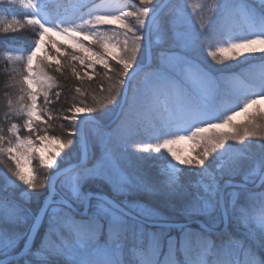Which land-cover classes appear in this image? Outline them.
<instances>
[{
    "label": "snow or ice",
    "instance_id": "1",
    "mask_svg": "<svg viewBox=\"0 0 264 264\" xmlns=\"http://www.w3.org/2000/svg\"><path fill=\"white\" fill-rule=\"evenodd\" d=\"M18 2L32 12L26 14L23 21L14 16L8 19L4 15L8 12L7 6L17 3V0H0V33H16L25 24L38 29L36 35L39 38L35 39L34 46L27 50L26 56L19 57L23 63L19 80L23 95L16 111L23 113V128L28 134L20 135L16 123L8 128L11 134L8 137L0 129V156H6L13 162L14 167L9 165V171L26 186V190L36 191L44 187V180L37 174L33 161L38 160L41 167L49 169L58 167L57 159L64 149L73 145L76 137L85 139L84 126L95 122L93 114L98 109L109 111L110 106L119 109L120 123L116 129L115 147L126 149L128 132L127 129L121 131L123 125L128 123L131 127L138 123L129 120L130 114L134 110L148 108L159 113L160 119L175 128V139H165L160 147L166 148L179 165L199 167L202 172L207 169L205 162L209 157H226V171L234 176L240 170V154L234 152L233 144L228 142L243 145L254 138L264 141V113L259 111L243 124L233 123L235 116L241 114L234 109L231 116L224 115L221 123H212L213 119H219L223 114L224 104L233 99L237 106L242 104L241 111L246 112L257 103V99L264 98V55L259 57L258 83L250 87L240 82L231 89L221 88L219 79L213 76L211 69L202 67L197 59L199 41L210 30L221 44L215 51L208 52L214 61L218 59L217 53H228L232 59L243 56L245 60L255 58L258 52L264 53V2L256 7L247 3L242 5L239 0H215L209 5L208 19L205 21L201 17L198 21L201 32H176V42L171 46L173 50L160 51L156 56V67L151 64L150 40L153 31L162 30L156 0H138V4L130 8L121 5L118 0L93 4L87 13L88 19H84L83 15H58L56 19L59 23L49 18L44 0ZM237 15L241 18L242 27L233 21ZM76 19L82 20V23L77 24ZM61 24L65 26L61 27ZM103 25L114 26L110 35L99 31ZM55 30L73 42V49H78H65L62 54L64 60L69 62L67 67L78 80L87 77L91 81L93 76L87 71H83L81 76L82 70L78 71L72 61H79L89 69L102 65L103 77L112 81L107 87L108 95L96 104L83 101L79 106L73 104L70 109L73 114L65 117L70 121V130L63 138L49 135L47 127L42 128V122L38 123L42 116L48 115L47 106L52 103L50 90L59 87L56 77L49 75L47 70L52 69L60 74L64 71L59 59L53 65L37 57L45 34ZM80 36L83 39H78ZM90 39L102 50L84 44L85 40ZM52 45L56 49L53 55L60 53L57 42L53 40ZM144 56L149 58V63L143 62ZM34 59L37 60L35 69L31 66ZM142 73L143 80L138 84L137 77ZM181 75L184 80L179 79ZM185 80L192 84L191 88L183 86ZM33 85L36 86L35 91L32 90ZM76 92L87 97V93L79 87ZM55 95L58 97L60 93ZM40 96L43 97V106L38 104ZM8 104L6 117L13 113L12 101ZM48 118L51 119L50 116ZM202 123L207 127H200ZM221 128L228 130L215 131ZM180 131H186L189 135H179ZM186 138L197 143L199 149H193L190 157L182 159L168 146L175 140ZM102 145L101 155L95 160L88 158L85 145V151L71 175L59 181L62 195L56 191V176L46 177L47 204L41 206L40 212L49 216L48 234L55 235L58 243L42 241L41 253L46 259L41 264H206L205 257L209 254L217 257L214 264H264V190L257 194L244 185H234L242 190L228 193L232 198V215L234 221L243 220L245 232L242 240L229 238L225 242V237H230L225 188L233 182L225 180L220 183L223 171L204 186L202 194L197 193L193 197L194 203L185 213L188 221L175 223L150 209L133 211L135 206L126 203L122 206L92 191L90 186L101 182L110 184L117 193L145 188L142 182H134L121 170L118 160L123 154L118 156L115 148L103 142ZM260 147L264 149V143ZM60 175L57 173V176ZM259 180L260 188L264 189V155L260 161ZM162 191L170 197L184 196L175 182L165 185ZM214 209L220 210V217L210 214ZM200 216L206 219L200 222ZM0 219L14 221L23 220V217L19 215L18 207L5 197L0 198ZM193 223L199 225V231L193 229ZM173 230L178 231L179 235H172ZM213 235L221 242L215 253L212 252ZM28 236H31V231ZM102 237L106 239L102 240ZM17 240L18 237L0 232V264H21V260L23 264H33L32 260L13 254ZM27 243L26 240V247ZM178 251L183 255L182 261L176 259Z\"/></svg>",
    "mask_w": 264,
    "mask_h": 264
},
{
    "label": "rangeland",
    "instance_id": "2",
    "mask_svg": "<svg viewBox=\"0 0 264 264\" xmlns=\"http://www.w3.org/2000/svg\"><path fill=\"white\" fill-rule=\"evenodd\" d=\"M45 4L47 5L46 7V12L48 13V16L50 19H53L56 23H59V20L56 19V17L58 15H66V16H70V17H80L81 15H83L84 19H88V11L89 8L93 5V4H105L110 2V0H44ZM119 2V0H118ZM160 1L156 0L157 5L159 4ZM215 0H173L171 4L168 5V7L164 10H162L160 13H163L162 19H168V24L167 27L163 25V22L159 21V24L161 25V31L160 34L161 36L158 37V34L156 31H153L151 36H150V40L152 42V65L153 67L157 66V60H156V56L160 51H169V50H173L172 49V45L176 42V32H183L186 34L189 33H199L201 32V25L198 22L200 20L201 17H203L205 19V21L208 19L209 14H210V10H209V5H211L212 3H214ZM239 2L243 5L244 3H247L249 5H255L256 7L261 6L262 2H264V0H239ZM120 3V2H119ZM17 4L18 5H22L18 2L17 0ZM121 5H125L120 3ZM8 7V12L4 15H7L9 19H11L13 16L16 18H19L20 16H22V18L24 19L26 14H30L32 12L31 9H27L24 6L22 8L20 7H16V6H7ZM159 13V14H160ZM233 21L235 24L240 25L241 27L243 26L241 23V18L239 15L233 17ZM77 24L82 23V20L80 19H76L75 21ZM48 26V25H46ZM65 25L61 24V27H64ZM114 26H100L99 27V31H101L102 33H104L105 35H110L111 34V28ZM166 30H169L170 33L166 36ZM47 36H51L53 37L57 42H59V44L64 45L66 47H72L73 42L66 36H64L63 34H60L58 30L52 31V32H48L45 34L44 36V40L40 45L39 50L37 51V57H45V62L46 63H52L55 64L56 59L53 56H46V44H47ZM38 35L28 44V50H30V48L32 46H34V41L35 39H38ZM78 39H83L82 36L78 37ZM85 45H92V47L94 49H99V46L94 44L93 40H85L84 41ZM221 44L218 42L217 37L214 35V33L210 30L209 33L207 35H205L200 41H199V49H198V54H197V59H198V63L204 67V68H210L212 71L213 76L217 77L220 81V86L221 88H226V89H231L233 85L238 84L240 82H243L244 85H248V86H255L258 83V72H259V67L261 62H257V60L259 59V57L261 55H264V53H256L255 54V58H251L252 61H248V62H244L242 63L241 58H244L243 56L238 57L236 59H232L230 57V55L228 53H217V60L214 61L212 60V58L210 56H208V52L209 51H215V49L217 47H220ZM257 47H259L257 45ZM78 50V49H77ZM102 50V49H99ZM81 55H83V53H80ZM26 55H27V51H26ZM250 59V58H249ZM37 60L34 59L32 62V67L34 68L35 66V62ZM145 61V59L143 60V62ZM219 61V62H218ZM79 69L82 70V74L83 71H87L89 73V75H91L93 72L96 73L97 70L99 68H102L101 73H103L104 69L102 67V65H96L94 67V69H89V68H84L79 61H73ZM114 64V62H113ZM100 77L103 79V75L100 74ZM179 79L184 80L183 75L179 76ZM143 80V73L137 77L136 83H141ZM93 81V80H91ZM87 79V82H91ZM104 86L108 87L109 81L106 80L104 78ZM184 87H188L191 88L192 84L188 81H184ZM33 91L36 90V86L33 85ZM255 90H258V88H255ZM106 95H108V92L106 93ZM256 98V97H253ZM241 107L242 104L240 106H237L236 101L233 99L230 103H225L224 107L222 109V115L220 116L219 119H213L212 123L214 124H219L222 122L224 115H228L231 116L232 113V109H234L236 112H240V115L235 116V119L233 120L234 124H239V123H245L247 121V119L250 116L256 115L257 112L259 111L260 113H264V98H259L257 99V103L255 105H252L251 107H249L247 109L246 112L241 111ZM118 108L114 109L112 111V116L113 117L116 112H117ZM139 110V116L142 117V124L136 125V128L130 130L129 128H127V125L125 128H122L121 130L124 131V129H127L128 132V143L125 148H118L115 147V134L116 131L115 130H102L97 128L94 125H89V130L87 131V135L85 137L86 143H87V149L89 152L90 149V144H89V140L95 141V142H99L100 145V149L102 151V142L104 144H106L108 147L110 148H115V152L116 154L119 156L121 153L122 158H120L118 160V163L120 165L121 170L130 178L132 179L134 182H137L135 180V178H133L131 175H128L124 169V166H122V163H124V160H126L127 158H129L130 156L136 157L139 153V156L142 157L141 154H143L144 158H148L151 155L157 154L158 152H162V150H165L166 148H162L160 147V145L163 144V141L165 139L168 140H174L175 136L173 135V132L175 131L174 127H170L168 124H166L162 119H160L159 113L150 110L148 108L145 109H138ZM48 115L44 116L48 121H50V119L48 118L49 116L51 117V119L53 118L50 114L49 111H47ZM73 113L70 112V114L68 115V117H70ZM77 115H84V114H77ZM137 116V113L132 115V118H135ZM44 117L42 116L40 118V122L44 121ZM67 121H69L67 119ZM12 123L15 122H10L9 120H5L4 121V128H3V135L5 137L10 136L11 134L8 132V128L11 126ZM18 125L19 128V134L22 135V132L27 133V130L23 128V124L22 126L19 125V123H16ZM200 127H207L206 124H200ZM86 129V127H85ZM227 128H221V129H215V131L217 130H221V131H225ZM86 133V131H85ZM179 135H183V136H188L189 133H187L186 131H180L178 133ZM206 134V133H205ZM23 136V135H22ZM7 143V141L5 142ZM49 143H55V142H49ZM151 146V147H150ZM170 148H174V147H178L181 151L178 154L182 159L183 158H188L190 157L193 153L192 150L193 149H199V145L195 142H193L190 139H183V140H175L174 143L169 144ZM140 148V149H139ZM141 150V151H139ZM239 153V152H236ZM240 154V153H239ZM101 155V154H100ZM242 155V154H241ZM6 157V156H4ZM142 157V160H144V158ZM6 159L8 160V158L6 157ZM63 160V152L61 154L60 157H58L57 159V164L58 167H54V169H49L46 167H41L44 170H50L52 171L51 174L52 175L54 172H56L57 170H59V166L61 164ZM219 163L216 166V168H224L225 166V161H226V157H218ZM9 161V160H8ZM176 161V160H175ZM260 158H256L255 162H252L251 164L248 165V167L244 168V170L242 171V178L240 179H234V178H228L225 180H231L232 182H237L239 184H242L244 186H253L255 184H259V189L254 190V192H256L257 194L264 190L260 188V180H259V174H260ZM10 164L14 167L13 162L9 161ZM33 163H37L39 164V161H33ZM33 164V166H35ZM5 165V164H4ZM182 167H187V166H181L178 164V161L175 162V168L173 169H168L166 176L167 177V181L168 183L170 182H175L176 178L178 176V173H180V169ZM25 168H27V165H25ZM6 174L5 176L2 177V180L4 179L6 181V184L4 186L0 187V190L3 193H7V194H14V196L16 197V199L20 202L21 206L23 207L24 210V214L26 215V222L24 224V229L26 230V235L24 237V241L23 244L28 236L29 231L31 230V227L33 225V221L36 219L39 209L42 206V203L40 205L39 208L34 210L30 207V201L31 198H34V193L35 191L32 190H26V186H24L22 184V182L18 181L14 176H12V173L9 171V167L6 169ZM72 172V171H71ZM71 172H69L68 174L58 177L57 178V189L56 191L59 194H63L60 186H59V181L63 178H65L67 175H71ZM227 173V172H226ZM224 174V173H223ZM48 175V176H49ZM47 176V177H48ZM224 176V175H223ZM224 179L222 180L223 183L225 181ZM99 183H94L93 185H97ZM45 185L47 188V192L44 195V197L42 198V202L45 198V196L48 193V180L45 178ZM110 186L111 192L113 193V195H117L119 197L122 196L123 199V203L127 204V205H132L135 206L132 210L134 211H139V209L143 208V209H150L154 212H159L157 210H153L152 208H150L151 206L146 204V203H141V202H135V201H128L127 195L130 194H134L137 193V197H139L138 195L141 194H145V190H140V191H129V192H124V193H117L115 191H113V188L110 184H108ZM95 188V186H92ZM161 189V186H160ZM242 189L240 188H235V187H226L225 188V208L228 209V216H229V226H228V232L230 234V237H225L229 240V238H231L232 240H240L242 239L244 232H245V226H244V222L243 220L240 221H234L233 215H232V207L230 204V201L232 200V198L228 195V193H231L233 191L239 192ZM147 191V190H146ZM204 191V187L202 188V190L200 191V193L202 194ZM252 191V190H251ZM30 193V195H29ZM148 194H150V191H147ZM146 193V194H147ZM99 195H102V193H98ZM147 194V195H148ZM144 197V196H143ZM147 197V196H146ZM55 198H59V196H56ZM169 199V198H168ZM238 199V198H237ZM174 198L170 197L169 201H173ZM140 201V200H139ZM175 204H184L182 202V198H176L175 199ZM194 202H192L191 204H189L188 206H182L181 207V212L184 214V217L186 218V220L188 221V217L185 215L186 211H188L191 207V205ZM150 206V207H149ZM211 215H215L217 217L221 216V212L219 209H214L211 213ZM200 222H203L204 219H206V217L204 216H200L198 217ZM221 228L223 227V225L220 226ZM48 228H49V216L44 214L35 233L33 242H32V249L31 251H29L25 256L30 260L33 261V264H41V262L43 260L46 259V257L43 255V253H41V244L42 241L44 243H51V244H57L58 243V239L56 238L55 235H49L48 234ZM198 231V230H197ZM178 236V235H176ZM213 238H215V236L213 235L212 237V244H213V250L212 252L215 253L216 248L219 246L217 244H215V240H213ZM106 239V237H102V240ZM37 241L39 242V247L40 250H36L34 247L37 244ZM129 246L131 244V241L128 242ZM21 250V249H20ZM19 250V251H20ZM18 251V252H19ZM18 252L14 253L17 254ZM30 253V254H29ZM38 253H40L39 255H37ZM161 259H163V256H161ZM176 259L178 261H182L183 259V255L178 251L176 253ZM216 260V256L214 254H209L205 257V261L206 264H214V261ZM21 264H23V260H21Z\"/></svg>",
    "mask_w": 264,
    "mask_h": 264
},
{
    "label": "trees",
    "instance_id": "3",
    "mask_svg": "<svg viewBox=\"0 0 264 264\" xmlns=\"http://www.w3.org/2000/svg\"><path fill=\"white\" fill-rule=\"evenodd\" d=\"M162 1V0H157ZM120 3L125 4L126 6H129V8L132 5L138 4V0H119ZM10 6H16L17 8H22L23 5H18L17 3L10 5ZM7 16V15H6ZM163 13L159 14V21L163 22V25L167 27L168 19H162ZM8 18V16H7ZM9 19V18H8ZM18 19L23 21L22 16H20ZM106 26L107 25H103ZM38 29H34L31 26H28L25 24L24 28L20 29L16 33H12L11 31L7 34L0 33V129L4 128V121L9 120L10 122L19 123V125L22 126L23 119L25 118L23 116V113H18L16 109H18L20 104V96L23 95V93L20 91V85L19 80L21 79V73L23 72V63L19 60V57L26 56V51L28 50V44L37 36L36 32ZM158 34V37L161 36L160 31H156ZM166 36L170 33L169 30L165 31ZM51 38V39H49ZM56 41L53 37L47 36V44H46V56H53L56 60L59 59L61 61V67L64 68V71L62 74L54 72L52 69H48L47 72L49 75H52L56 77L57 83L59 84V87L53 88L50 90V99L52 103H50L47 106V111L50 112L51 116L53 117L48 121L44 116V121L41 123L38 121V123H41V127H47L48 134L51 136H60L64 137L67 133V131L70 130V121H67L65 117H68L70 114V109L72 108L73 104H77L79 106L80 102L83 101V103L87 104H96L98 101H101L103 97H106L107 93V87L104 86V78L102 79L100 77L102 68H99L96 73H92L91 76H93V81L90 83L87 82V77H83L82 80H78L75 75H73L71 69L67 67L68 61L64 60L63 53L65 49L68 51H73L77 49H73V47H66L64 45L59 44L57 42V45L60 46V53L53 55V53L56 52V49L52 45V41ZM11 57V58H10ZM41 58V57H39ZM45 61V57L42 58ZM145 59V56L142 58ZM242 63L252 61V59L245 60V58H241ZM257 62H261L259 59ZM72 64L75 65L76 69L78 71H81V69L78 68V66L72 61ZM37 61L35 62L34 69L36 68ZM55 65V64H53ZM81 76H83L81 71ZM103 81V87H101ZM109 83H112V81H109ZM81 88L82 92L87 93V97L82 95L81 93L76 92V88ZM60 93V95L57 97L55 93ZM93 96H95V99H93ZM12 101L13 105V113L10 117H6V113L9 112V101ZM26 100V97H25ZM43 97H38V104L43 106ZM116 109L115 107L110 106L109 111H104L98 109L96 113L93 114L94 117H96L99 121L102 123H105L109 121L112 117V111ZM39 110V109H38ZM137 113V116L133 119L132 115ZM139 110H134L130 116L129 120L138 122L137 124H134L133 126H129L128 123H125L123 125V128L126 127L130 130L134 129L136 125L143 123L142 117L139 115ZM35 120V117L33 118ZM120 123L119 118L113 125V127L109 130H115L117 129V125ZM243 124V123H239ZM89 125H86V135L88 134L87 131L89 130ZM134 127V128H133ZM226 129L225 131H227ZM122 131V130H121ZM221 130H217V132H220ZM224 131V130H223ZM209 133H206L204 135H208ZM22 135H27L26 133L22 132ZM75 141L73 145H70L68 148L64 149L63 151V160L59 166V169L64 167L65 165H68L73 162H77L80 159L81 152L80 148L78 146V137L75 138ZM230 144H233V151L240 153V170L238 174L232 176L226 173V169L228 167L227 159L225 161L224 168H216V166L219 163L218 157L216 159H212V157H209L208 160L205 162L207 164V169L203 172L199 167L197 168H189V167H182L180 169V173H178V176L176 178L175 184L180 188V190L184 193V196L182 198V202L184 204H175V199L179 197H173L174 200L171 202L169 201L170 196H167L162 191L163 187L165 185H168V181L166 180L168 176H166L168 169L175 168V159L172 156L170 152H168L167 149L162 150V152H158L157 154L151 155L147 159L144 158L143 154L142 157L144 160H142V157L139 156V154L136 157L130 156L126 160H124V163H122V166H124V169L128 175H131L133 178H135L136 181L142 182L145 185V192L149 191L148 189H153L150 191V194H141L138 195L137 193L127 195L128 201H135V202H141L146 203L150 205L149 207L153 210L159 211L158 214L168 217L175 223H186L187 220L184 217V214L180 211L182 206H188L192 202H194L193 197L200 193L202 188L205 185H208L211 183V180L213 177H219L221 172L223 171V178L220 180L228 179V178H234V179H240L242 178L243 170L244 168L248 167L249 164L252 162H255L256 158H262V155H264V149H261L260 144L264 143V141H261L259 139H252L250 141H246L245 144H236L234 142H228ZM90 149H89V155L91 156V160H95L97 157L101 154V149L99 142H95L92 140H89ZM140 149V148H139ZM173 151L177 152V155L180 153V149L178 147L171 148ZM141 151V150H139ZM242 154V155H241ZM5 164V165H4ZM34 164V163H33ZM10 162L6 159L4 156H0V187L4 186L6 184V181L2 177L5 176L6 169L9 167ZM35 170L39 177L44 180V187L36 190L34 193V198H31L30 204L31 208L34 210L39 208L42 203V198L47 192V188L45 185V178L52 173L50 170H44L40 167L37 163L34 164ZM95 186L96 189H94ZM161 186V189H160ZM92 191L94 193H102L104 195H108L109 197L113 198L118 203L122 202V196L119 197L117 195H113L111 192L110 186L107 183H99L97 185H91L90 186ZM147 190V191H146ZM144 196V197H143ZM147 196V197H146ZM7 198L11 202H13L19 209V215L23 217V220H8L4 221L0 219V232H4L7 235L11 237H18L17 240V246L15 248L14 253L18 252L21 247L23 246L24 237L26 235V230L24 229V224L27 220L26 215L23 213V207L21 206L20 202L16 199L14 194H7L3 193L0 190V198ZM169 198V199H168ZM140 200V201H139ZM134 211V210H133ZM192 227L194 230H200L199 225L197 223H193ZM172 235L176 236L179 235L178 231L173 230ZM22 237V238H20ZM215 240V244L220 245V240L213 238ZM242 240V239H240ZM228 239L225 238V242H227ZM36 250H40L39 242L37 241V244L34 247ZM166 251V248H165ZM13 253V254H14ZM217 259V257H216Z\"/></svg>",
    "mask_w": 264,
    "mask_h": 264
},
{
    "label": "water",
    "instance_id": "4",
    "mask_svg": "<svg viewBox=\"0 0 264 264\" xmlns=\"http://www.w3.org/2000/svg\"><path fill=\"white\" fill-rule=\"evenodd\" d=\"M170 1L171 0H162L160 3H159V5L157 6L158 8H159V11H158V13H157V15L170 3ZM151 59H152V56H151ZM145 64H147V63H149V58L147 57V56H145V62H144ZM151 64H152V61H151ZM118 113H119V109L117 110V112H116V114L114 115V117L110 120V121H108V122H106V123H102V122H100L99 120H97L96 118H95V122H89V123H91V124H93V125H95L96 127H98V128H100V129H102V130H108V129H110L114 124H115V122L117 121V118H118ZM80 138V137H79ZM85 145H86V142H85V139L84 140H81V138H80V146H81V151H82V154L84 153V151H85ZM87 147V146H86ZM82 154H81V157H82ZM87 156H88V151H87ZM81 159V158H80ZM79 163V161L78 162H75V163H71V164H69V165H66L65 167H63L62 169H60V170H58V171H56L52 176H56V178L57 177H59V176H57V173H60L61 175L60 176H63V175H65V174H67V173H69L70 171H72L73 170V168H74V166H76L77 164ZM234 185H242V184H239V183H237V182H233V184L232 185H229V186H231V187H234ZM228 186V187H229ZM248 190H257V189H259V184H255V185H253V186H245ZM47 195H48V193H47ZM46 195V196H47ZM45 196V197H46ZM103 196V195H102ZM107 197V196H106ZM108 199H110V200H112L111 198H109V197H107ZM113 202H115L114 200H112ZM115 203H117V202H115ZM45 204H47V201L45 200V198H44V200H43V202H42V205H45ZM117 204H119V203H117ZM40 210H41V208L39 209V215H37V217H36V219H35V225L33 224L32 225V227H31V236L29 237V236H27V241H28V243H27V247L25 246V243H24V245H23V247L21 248V250L17 253L18 254V258L19 257H23V256H25L29 251H31V249H32V242H33V239H34V236H35V233H36V230H37V227H38V225H39V223H40V221H41V219H42V217H43V213H41L40 212ZM17 254H15V255H17Z\"/></svg>",
    "mask_w": 264,
    "mask_h": 264
}]
</instances>
